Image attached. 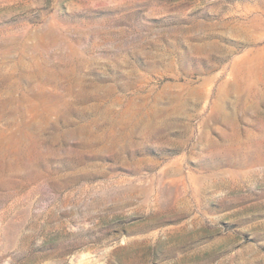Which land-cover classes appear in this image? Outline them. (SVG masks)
<instances>
[{
    "label": "rangeland",
    "instance_id": "rangeland-1",
    "mask_svg": "<svg viewBox=\"0 0 264 264\" xmlns=\"http://www.w3.org/2000/svg\"><path fill=\"white\" fill-rule=\"evenodd\" d=\"M261 125L264 0H0V264H264Z\"/></svg>",
    "mask_w": 264,
    "mask_h": 264
},
{
    "label": "bare ground",
    "instance_id": "bare-ground-1",
    "mask_svg": "<svg viewBox=\"0 0 264 264\" xmlns=\"http://www.w3.org/2000/svg\"><path fill=\"white\" fill-rule=\"evenodd\" d=\"M11 102V101H10ZM3 105H4V102H1ZM215 106H217V104H215ZM234 127V126H233ZM234 132V131H233ZM232 134V133H231ZM249 134V133H248ZM65 135V134H64ZM59 136V135H58ZM225 137H226V135H224ZM238 136V135H237ZM260 136L262 137V139H260L259 137H258V139H256V141H255V143L256 142H258L257 143V145H256V148L254 149V148H252V149H250V147H247L245 150L244 149H239V148H235L233 151H232V153H238L239 155H241V156H243V158H245V159H247V160H249L250 159V161H254V162H261V161H263L264 162V126L263 125H261V133H260ZM236 137V136H235ZM55 138V137H54ZM234 140V139H233ZM21 142V141H20ZM252 142L253 141H248V143L247 144H249L250 143V145L252 146ZM35 143V142H34ZM41 143V142H40ZM18 144H20V143H18ZM38 144V143H37ZM27 145V144H26ZM39 145V144H38ZM250 145H248V146H250ZM43 147V146H42ZM246 147V146H245ZM26 148V147H25ZM25 148L24 147H18V151H17V154L19 153V158L21 159L22 157H23V155L22 154H24V152H25ZM39 148V146L37 147V146H33V148H32V150H31V152L33 153V155H31L30 153H29V160L32 162L33 160H35V159H37V157H40V156H42V154H43V151H41V150H39L38 149ZM244 148V147H243ZM5 152V151H4ZM53 152V151H52ZM242 152V153H241ZM75 153V152H74ZM45 154V153H44ZM47 154V153H46ZM13 155V154H12ZM15 156V155H14ZM75 156H77V154L75 155ZM7 157V153H2V154H0V162H3L4 161V158H6ZM9 157V156H8ZM18 157H17V159H19ZM42 158V157H41ZM80 158V157H79ZM16 159V160H17ZM15 160V159H14ZM23 160V159H22ZM20 161V160H19ZM8 162V161H7ZM10 163V162H9ZM8 163V164H9ZM47 163V162H46ZM70 163H72V162H70ZM26 164V163H25ZM68 164V163H67ZM21 166V165H20ZM1 167V166H0ZM10 168H12V167H10ZM18 169V168H17ZM11 170V169H10ZM16 170V169H15ZM10 173H11V171H10Z\"/></svg>",
    "mask_w": 264,
    "mask_h": 264
}]
</instances>
